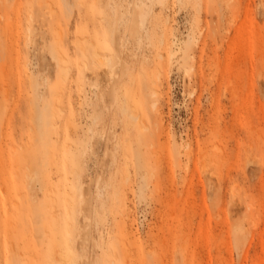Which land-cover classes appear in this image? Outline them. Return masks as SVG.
I'll list each match as a JSON object with an SVG mask.
<instances>
[{
    "label": "rangeland",
    "instance_id": "obj_1",
    "mask_svg": "<svg viewBox=\"0 0 264 264\" xmlns=\"http://www.w3.org/2000/svg\"><path fill=\"white\" fill-rule=\"evenodd\" d=\"M0 264H264V0H0Z\"/></svg>",
    "mask_w": 264,
    "mask_h": 264
},
{
    "label": "bare ground",
    "instance_id": "obj_2",
    "mask_svg": "<svg viewBox=\"0 0 264 264\" xmlns=\"http://www.w3.org/2000/svg\"><path fill=\"white\" fill-rule=\"evenodd\" d=\"M78 42V41H77ZM79 43V42H78ZM77 45V44H76ZM80 45V44H79ZM78 46V45H77ZM81 47V46H80ZM125 107V106H124ZM122 108V107H121ZM128 108V107H127ZM123 112L127 114L130 118L135 119V116H133L130 111H128L126 108H123Z\"/></svg>",
    "mask_w": 264,
    "mask_h": 264
}]
</instances>
